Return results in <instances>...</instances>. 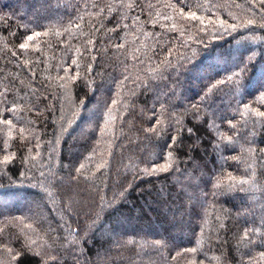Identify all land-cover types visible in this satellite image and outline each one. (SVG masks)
I'll list each match as a JSON object with an SVG mask.
<instances>
[{"label": "trees", "instance_id": "obj_1", "mask_svg": "<svg viewBox=\"0 0 264 264\" xmlns=\"http://www.w3.org/2000/svg\"><path fill=\"white\" fill-rule=\"evenodd\" d=\"M260 113L264 0H0V264H264Z\"/></svg>", "mask_w": 264, "mask_h": 264}, {"label": "snow or ice", "instance_id": "obj_2", "mask_svg": "<svg viewBox=\"0 0 264 264\" xmlns=\"http://www.w3.org/2000/svg\"><path fill=\"white\" fill-rule=\"evenodd\" d=\"M21 47H26L25 45H21ZM260 115L264 116V113H260Z\"/></svg>", "mask_w": 264, "mask_h": 264}]
</instances>
